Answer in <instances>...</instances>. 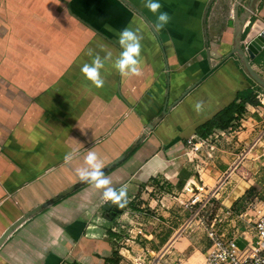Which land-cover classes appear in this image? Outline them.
<instances>
[{"label": "crops", "instance_id": "1", "mask_svg": "<svg viewBox=\"0 0 264 264\" xmlns=\"http://www.w3.org/2000/svg\"><path fill=\"white\" fill-rule=\"evenodd\" d=\"M236 1L158 0L153 12L149 0H0V236L80 182L89 152L102 168L125 155L99 177L108 185L91 180L19 226L0 247V264H145L169 245L165 264H206L205 230L195 222L181 232L193 215L189 192H208L226 176L210 220L221 217L219 230L240 235L241 248L252 242L264 213V142L253 145L264 98L214 130L210 154L188 145L256 87L239 56L229 57ZM160 12L170 19L158 29ZM256 12L264 20V0ZM125 28L141 38L139 75L116 66ZM97 55L99 88L82 72ZM108 188L126 191L127 203L106 201Z\"/></svg>", "mask_w": 264, "mask_h": 264}, {"label": "built area", "instance_id": "2", "mask_svg": "<svg viewBox=\"0 0 264 264\" xmlns=\"http://www.w3.org/2000/svg\"><path fill=\"white\" fill-rule=\"evenodd\" d=\"M253 24L254 22L251 17L244 26L246 35L252 29ZM263 32L264 28H262L259 34ZM244 45H248L246 39L244 40ZM209 138H202L199 135L191 136L188 140L190 151L198 152L205 149L207 154H210L214 146L209 142ZM257 142H264V127L259 131L253 145ZM227 178L228 176L220 179L218 184L208 192H204L203 186L195 187V189L191 190L194 196L189 205L193 207V215L187 221L181 232L185 231L187 227L195 222L199 223L203 230H205L211 241V246L207 252L206 264H264V213H259L257 216L253 227L255 233L254 239L244 248H241V245H239L240 235L233 234L232 236H227L219 230L218 225L222 222L221 217H215L211 221L205 214L208 211L207 209L211 201L221 194ZM109 200L106 199V201ZM169 250L170 245L159 252L149 264H165L164 258L169 254Z\"/></svg>", "mask_w": 264, "mask_h": 264}, {"label": "water", "instance_id": "3", "mask_svg": "<svg viewBox=\"0 0 264 264\" xmlns=\"http://www.w3.org/2000/svg\"><path fill=\"white\" fill-rule=\"evenodd\" d=\"M259 0H237L236 4L234 6V18H235V46L232 49V51L229 54V57L236 54L239 56V59L246 70L247 74L260 86L264 88V76L258 72L253 65L251 64V58H254L257 56L262 49H264V32L262 34H259V32L264 28V20L257 18L253 24L252 29L246 35V31L244 29L245 24L247 21L252 17V13L255 10L256 4ZM247 2L248 5L244 8V13L239 12L240 6ZM128 3V2H127ZM136 10L140 12L136 8ZM147 22L150 24V21L144 17ZM248 42V45H244V40ZM258 40V42H256ZM125 157L121 156L111 164L101 168V175L105 174L106 172L110 171L112 168H114L121 160H123ZM91 180L87 181H80L69 188L63 190L59 194L52 197L50 200L43 202L42 204L36 206L35 208L29 210L26 212L23 216L18 218L15 222H13L0 236V247L4 244V242L10 237V235L19 227L21 226L26 220L31 218L32 216L36 215L37 213L41 212L43 209L51 206L54 202H57L67 196L68 194L76 191L78 188L84 186L86 183H88ZM104 209L110 212L113 211V207L111 205H105Z\"/></svg>", "mask_w": 264, "mask_h": 264}, {"label": "clouds", "instance_id": "4", "mask_svg": "<svg viewBox=\"0 0 264 264\" xmlns=\"http://www.w3.org/2000/svg\"><path fill=\"white\" fill-rule=\"evenodd\" d=\"M149 9L153 12H157L161 5L158 0H149L147 5ZM170 17L167 12H160L158 16L159 24L157 28H162L165 24L168 23ZM140 36L136 32L129 28H125L120 33V42L124 47V51L121 53L120 58L116 62L121 74L124 75H139L140 74V54H141V45H140ZM91 54V53H89ZM107 56L110 57L111 53L108 52ZM104 67L102 59L97 55L93 60L92 64H86L82 68V72L88 80H90L96 87L103 86V79L101 77V69ZM72 155H66L65 161H70ZM87 167L77 169V174L82 181L87 180H97V186L108 185L110 182L107 179H100L102 162L99 160L97 153L89 152L86 157ZM105 199H111L112 201L119 204L120 207H123L127 200L126 191L121 190L119 193L115 192L113 189L108 188L104 193Z\"/></svg>", "mask_w": 264, "mask_h": 264}, {"label": "trees", "instance_id": "5", "mask_svg": "<svg viewBox=\"0 0 264 264\" xmlns=\"http://www.w3.org/2000/svg\"><path fill=\"white\" fill-rule=\"evenodd\" d=\"M254 61H258L259 63L264 62V49L256 56ZM259 88L264 91V88L257 83L256 87L242 91L239 101H234L224 110L219 112L217 116L206 122L203 127L198 130V135L202 138H208L215 129L226 130L231 126H234L246 112V106L248 104H260L257 98Z\"/></svg>", "mask_w": 264, "mask_h": 264}, {"label": "rangeland", "instance_id": "6", "mask_svg": "<svg viewBox=\"0 0 264 264\" xmlns=\"http://www.w3.org/2000/svg\"><path fill=\"white\" fill-rule=\"evenodd\" d=\"M262 7V5H260V7H259V9ZM258 12H256V7H255V10H254V12L252 13V21L253 22H255V20L257 19V18H260L259 16H258V14H257ZM261 19V18H260ZM243 66V65H242ZM245 70V69H244ZM263 75H264V72H261ZM259 90V92H258V96L260 97V98H264V95H262V94H260V93H264V91H263V89H258ZM190 194H191V197H190V201H191V199L193 198V196H194V193H193V191H190L189 192ZM213 202V203H212ZM216 202V200H214V201H211V204L209 205V207H208V211H207V213H205L206 214V216L209 218V219H212L213 217H211V215H212V212H211V210H213V208L215 207V203ZM211 214V215H210ZM206 233V232H205ZM239 245H241L240 244V242H239ZM153 257L151 256V257H148V259L145 261V264H149V262L150 261H153Z\"/></svg>", "mask_w": 264, "mask_h": 264}, {"label": "bare ground", "instance_id": "7", "mask_svg": "<svg viewBox=\"0 0 264 264\" xmlns=\"http://www.w3.org/2000/svg\"><path fill=\"white\" fill-rule=\"evenodd\" d=\"M256 42H258V40Z\"/></svg>", "mask_w": 264, "mask_h": 264}]
</instances>
